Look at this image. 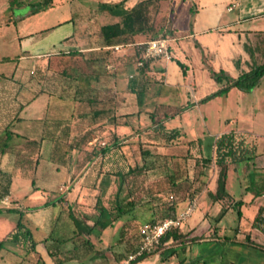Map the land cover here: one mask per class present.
Masks as SVG:
<instances>
[{"label": "crops", "instance_id": "0c3cea01", "mask_svg": "<svg viewBox=\"0 0 264 264\" xmlns=\"http://www.w3.org/2000/svg\"><path fill=\"white\" fill-rule=\"evenodd\" d=\"M119 1L52 0V6L75 2L80 11L76 18L71 16L38 31L22 34L16 31L9 42L18 45L15 55L0 57L18 58L16 62H0L8 66L0 68V173L6 183L9 180L8 194L3 197L17 202L19 196L30 198L31 204L24 206L28 209L21 212L25 213L24 224L36 231L37 235L32 237L40 243L35 247L45 264L125 263L120 261L113 240L119 222L101 233L85 232L97 215L94 207L98 196L112 190L113 179L98 173L100 164L105 162L108 168L116 158L106 154L90 161L89 153L112 146L115 140L134 147L142 142L144 132H140L145 126L151 127L149 115L155 113L167 118L162 122L163 128L148 130L150 140H143L161 148L158 155L151 154L148 159L192 165L205 159L210 164L201 168L200 180L195 185L199 190L190 200H179L169 214L165 205L154 210L157 213L164 208V218H169L194 200L196 207L182 224L186 230H178L177 238L167 240L149 256L132 264H264V234L251 226L257 210L264 208V143H257L254 158L230 167L226 180L228 197L224 201L213 202L208 197L216 189L215 140L231 131L239 135L252 131L250 125L241 124H255L258 111L264 107V77L250 92L232 88L224 97L200 103L220 86L212 78L211 70L223 71L235 79L264 62V0H172L171 5L178 7L171 24L176 36L166 39L172 59L150 60L140 69L136 66L139 53L135 47L142 43L143 36L136 35L127 43L103 45L100 28L120 19L101 9V4ZM138 1L127 0L124 8H131ZM12 2L0 0V28L15 27L17 20L27 17L14 16L11 11L7 16ZM92 29L98 30L94 37L90 36ZM115 45L123 48L114 51ZM69 52L83 56H69ZM103 56L108 57L105 70L96 74L97 65L84 58L96 60ZM60 67L70 75H88L81 79L77 94L66 79L63 95H58V83L51 75L45 76L46 72L60 71ZM212 106L215 111L222 109L229 113L224 120L234 128L204 138L198 131L200 125L207 131V120L199 111ZM194 111L200 117L194 119ZM113 119L121 124L114 125ZM172 132L176 133L175 138L167 140ZM106 135L110 136L108 141L104 140ZM60 143L73 148L64 158L65 166L58 169L52 148ZM18 157L25 164H36V168L26 171L16 167ZM138 159L147 160L142 156ZM165 174L163 169L160 177ZM241 177L249 180L246 189ZM66 178L69 182L73 178L66 195L57 194L58 180ZM20 180L31 182L25 192ZM104 180L109 184H103ZM59 196L66 201L38 209ZM92 200L95 204L87 205ZM0 206V216L9 213L7 209H15ZM234 210L240 214L238 225H223L225 216ZM221 211L224 214L220 216ZM244 217L246 222L240 230ZM44 239L46 242H42ZM44 244H47L45 252L39 249ZM55 245H61L63 250L54 249ZM57 256L63 258L55 261Z\"/></svg>", "mask_w": 264, "mask_h": 264}, {"label": "rangeland", "instance_id": "374dc122", "mask_svg": "<svg viewBox=\"0 0 264 264\" xmlns=\"http://www.w3.org/2000/svg\"><path fill=\"white\" fill-rule=\"evenodd\" d=\"M10 1V0H9ZM14 2H18L19 0H13ZM24 3L20 4H14L9 3V11L7 12V16L9 15L10 11L13 12L15 15H23L27 16L26 18L22 19L21 21L17 20V24L15 27L10 26L9 28H0V57L2 56H14L15 51L17 49L16 43H11L10 41L12 37L15 35V32L17 31L18 34H22L24 31L34 32L38 31L45 27H50L52 25H55L57 23L63 22L71 16L78 15V12L80 11V7L75 2H72L69 4H56L54 6H50L46 9H42L38 4L37 1L41 0H23ZM172 0H163L159 2L158 4L154 5L153 8L150 10L151 18L153 20V23L156 28V35H148L142 38V43H145L152 39H158L161 37H164L166 39H170L174 35L173 29L171 28V24L173 23L174 18H176L175 13L178 10V7H174L171 5ZM2 13V10L0 9V14ZM98 30L92 29V32L90 34L91 37H94L97 34ZM181 34V33H180ZM163 35V36H162ZM173 45V42H171ZM9 44V45H8ZM137 50V46L135 47ZM61 66V65H60ZM0 68L6 69L8 68L7 65L0 64ZM55 70V75H51L48 72L45 73V76H50L52 80H54L58 75L56 72H61ZM48 73V74H47ZM58 80L55 82L58 83L60 91L58 92V95H63V88L66 86V84L63 82V79L61 77H57ZM264 84L262 85V87ZM201 112V116H204L207 120V131L204 130L203 125H200L198 133L200 135H204V138H210L216 136L219 132H224L225 130H229L230 128H234V125L231 123L228 125V122L224 120V118H227V115L229 113H226L224 110L215 111L214 106L210 107L209 109H202L199 111ZM257 113V116L255 117V124H251L250 122L242 123L241 126H247L250 125V130L252 128V131H249L245 133V136L248 139H254L256 141V144L264 143V107H262ZM199 113L197 111H194V119L200 117ZM261 113V114H260ZM203 118V117H202ZM201 119L199 122L201 123ZM148 127L145 126L143 131H139L144 136L142 139V142H139V145H134L130 147L127 146L126 148H121V152L123 154V162L119 161L120 163L117 165H113V171L110 172L103 167H100L98 170L99 174H102L105 176L106 174H109V178L113 179L112 190L109 194L101 195V202L103 206H107L108 208H111L114 204V196L115 192L117 191V188L119 186V179L115 176V171L119 168L123 169L125 172L130 168L134 167H144L145 169H141L140 172L136 171L133 174L127 175L123 180L124 182L121 185L120 189V199H122V203L125 204L129 202L130 200L134 202L135 206L131 213H128L127 215L120 218L119 227L116 233V239H113L118 247V256L120 258V261H125L131 253L135 251L136 246L139 243V230L140 227L144 223L153 222L152 220L156 221L159 219H164L165 213L164 208L159 210L157 213L154 211L156 208L160 207L161 204H158L154 198H152L151 194L154 192H158L160 189L165 187V180L163 177H160L161 172L163 171L164 167L162 166L163 163H159L157 160L154 161L153 159H148V157L153 155H158V151L161 150L160 146L155 144H149V142H143V140H150L152 138L150 132L148 131ZM187 135L189 136L188 132ZM209 136V137H208ZM110 139V136H105L104 140L108 141ZM63 143V142H62ZM60 143V148H57L59 153H63L68 148V143L62 144ZM128 145V144H127ZM156 146V147H150V146ZM126 145H123L122 147H125ZM256 153L258 151V146L256 145ZM144 149H146L150 155L145 156L144 159L147 160H139L138 157L142 156V152ZM54 148H52V154H53ZM131 157V160H130ZM22 158L18 157V162L16 167H22L26 171H31L33 168H36V164H25L22 161L19 162V160ZM34 162V161H33ZM59 169V167L56 165ZM90 166V165H89ZM175 166V164H172V167ZM176 166H179V168L182 171L183 175H187V177L192 175V164H177ZM43 170H46V165H43ZM139 170V169H138ZM3 173H0V193L3 188V186L6 183V178H4ZM233 175H230L232 177ZM108 177V176H107ZM230 179V178H229ZM73 178L68 181V179H60L59 182L56 185V192L57 194H65L68 191L67 188L72 183ZM240 182L242 186L246 189V187L249 186V180L246 177H241ZM19 183L23 185V192L29 189V186L31 185V182L28 180H20ZM96 184V183H95ZM39 185L41 186L42 184ZM93 186H95L93 184ZM231 186V184H230ZM231 189V187H230ZM160 199H164L162 196H159ZM3 198V199H2ZM2 201L0 205H3L4 207H15L18 211H25L28 208H25L24 206L31 204L29 201V197L25 196H19V202L7 199V197H1ZM39 200L41 198H38ZM64 199V198H63ZM178 200V198L173 197L169 198V200ZM38 200V201H39ZM66 200H64L65 202ZM165 201V200H163ZM34 203V202H33ZM63 203V202H62ZM92 206V204H95L94 200L88 202ZM164 206V205H163ZM1 207V206H0ZM37 207V206H35ZM33 207V208H35ZM166 207V206H165ZM4 209V208H3ZM161 211V212H160ZM66 213V210H64ZM24 214L22 222L24 223ZM153 215V216H152ZM157 215V217H156ZM240 214L237 211H231L229 212L225 218L222 221V224L225 225L229 223L230 225L237 226L238 222L236 221ZM245 216V215H244ZM19 215L15 212H9L5 215L0 216V240L11 234V232L14 230L17 221H18ZM246 222V218L241 220L240 224V230H243L244 225ZM26 225V224H25ZM32 235H37L34 228H30ZM181 230L185 231L186 226L182 225L180 227ZM180 229H178L180 231ZM38 240V239H33ZM39 245L40 243H36ZM45 247L42 248V246H39V249L41 248V251L46 250L47 244H44ZM57 247H60L61 250H63V247L61 245H55L54 249ZM64 247H68L65 245ZM49 249V247H48ZM51 250H54L53 248H50ZM49 249V250H50ZM0 264H45L42 261L40 253L35 248L31 247V242L27 241L25 243H17L14 245V243H7L5 244L4 248L0 252ZM63 258V256L56 257L55 261H59ZM126 264V263H123Z\"/></svg>", "mask_w": 264, "mask_h": 264}, {"label": "trees", "instance_id": "16d2710c", "mask_svg": "<svg viewBox=\"0 0 264 264\" xmlns=\"http://www.w3.org/2000/svg\"><path fill=\"white\" fill-rule=\"evenodd\" d=\"M126 1L127 0H120L119 2L114 4H109V3L101 4V9L107 11L109 14L113 16L119 17L120 19L119 22L116 24L105 25L100 28L104 46H112L117 43H127L129 41H133V37L136 35L145 37L150 34L155 36L157 33L153 20L151 18L150 10L153 8L154 5L158 4L163 0H139L129 9L124 8ZM12 3L20 4V2H12ZM37 4L44 10L52 6V0L37 1ZM193 13L194 12L190 8V15H192ZM161 38L166 39L164 37ZM60 55H64V53H60ZM67 55L83 56V54L78 52H69L67 53ZM84 59L86 61L93 62L94 64L97 65L95 71L96 74H100L104 72L105 65L108 62L107 56H103L96 60H94L91 57ZM17 60H18L17 57L15 58L5 57L0 59V62L8 63V62H16ZM210 73L212 78L220 86L217 91L201 99L200 103H206L209 100H212L216 97H224L232 88H236L244 92H250L259 85L261 79L264 77V62L254 67L249 72L241 74L235 79L229 77L223 71L214 72L211 70ZM52 74L55 75V72ZM56 74L58 75L57 77H61L63 80L67 79L69 84L68 86L71 85L74 86L76 90V94L81 90L79 88V85H81L80 84L81 79L88 77V75H70L67 71L64 70L61 72H56ZM57 77L54 80L57 81L58 80ZM166 118L167 117H157L155 113L149 115V119L151 121V127H154L153 132L158 130V128H163L162 122ZM60 120L61 118L56 119V121L58 122ZM113 121H114L113 123L114 125L121 124L119 121H116V119H113ZM151 127L148 128L150 129ZM175 136L176 133L172 132L167 136V140H172L175 138ZM123 145H127V144L123 143L122 140H115L112 146L104 147L97 151L92 150L89 153L90 161H92V159L96 156L100 155L104 157L106 154H111L113 155V157L116 158H113L114 160L109 165V167L105 168L107 164L105 162L100 164V167H103L104 169L110 172H114L112 170L113 165L115 166L119 164L120 163L119 161L123 162V154L121 152V148ZM138 145L139 142L137 146ZM256 145L257 144L254 139H248L245 135L243 134L239 135L234 133L233 131L224 133L216 138L214 143V147H215L214 165L217 168L216 189L214 193H208V197L213 202H222L228 197L226 191V180L230 167L237 163L244 162L254 158L256 156V148H255ZM57 148H60V146L54 147L53 160L55 161L56 165L65 166L64 158L69 153V151L72 150L73 146L68 145V148L63 153H59ZM141 152H142L141 153L142 157L150 155V153L146 149H144ZM172 164L175 163H163L162 166L166 170V174L163 176V179L165 180V187L160 189L158 192H154L151 194L152 198H154V200L158 204L165 205L167 207L168 214L174 212L179 200H184V199L190 200L194 196V194L198 192L199 189L198 187H195V185L200 180L199 178H200L201 168L205 167L207 164H210V160L204 159L202 163H200V161H196L192 168V175L189 177H187V175L182 174V171L179 168H177L179 167L176 166L177 164H175V166L173 167ZM141 169H145V168L144 167H134L130 169L127 168L125 172L123 171V169L119 168L115 171V176L117 179H119V186L117 188V191L115 192L114 203H113L114 205L111 208H106L105 206H103L101 202V195L98 196L94 207L97 210V215L93 219V223L91 227L88 228V231H85L86 234H91L92 232L101 233L103 230L112 226L114 222L118 221L120 218L127 215L128 213H131L135 204L131 200L123 204L122 199H120V189L122 183L124 182L123 179L127 175L129 174L131 175L136 171L140 172ZM105 176L109 177L110 175L105 173ZM102 183L103 184L106 183L108 185L109 181L104 180ZM8 186H9V180H7L6 185L2 188L0 193V198L8 194L9 191ZM159 196H162L164 199H160ZM173 197L178 198V200L176 199L169 200V198L171 199ZM64 200H65L64 196H59L54 201L45 202L40 207H38V209H43L48 206L54 205L56 203H62L64 202ZM6 212H15L19 215V218L11 234L0 240V252L7 243L17 244V243H25L27 241H30L31 247L35 248L36 242L33 240L31 231L22 222L23 212L18 211L17 209H7ZM168 214L167 216H169ZM223 214L224 212L221 211L220 216ZM75 225L76 228H78V232L82 233L83 229H80V226L77 221H75ZM251 226L252 228L259 229L264 234V208H259L257 210L252 220ZM177 232L178 230L173 231L172 233H168L164 237H162L157 248L167 240L172 238L173 239L177 238ZM46 240L47 239H44V241L42 242H46ZM150 254L144 256L143 258L149 256Z\"/></svg>", "mask_w": 264, "mask_h": 264}, {"label": "built area", "instance_id": "2783aa9c", "mask_svg": "<svg viewBox=\"0 0 264 264\" xmlns=\"http://www.w3.org/2000/svg\"><path fill=\"white\" fill-rule=\"evenodd\" d=\"M122 45L112 47L114 51H120ZM139 58L136 62L137 68H142L144 63L154 59H172V54L166 39H152L145 43L137 44ZM111 67H108V69ZM132 76H130L131 78ZM196 207L195 201H190L182 212L169 218L159 219L154 222L144 223L139 230V243L135 251L128 255L126 264H132L152 253L160 243L162 237L180 229L186 219L192 214Z\"/></svg>", "mask_w": 264, "mask_h": 264}]
</instances>
